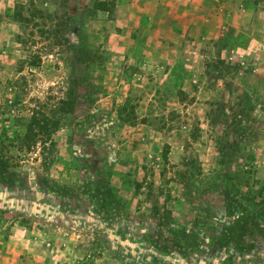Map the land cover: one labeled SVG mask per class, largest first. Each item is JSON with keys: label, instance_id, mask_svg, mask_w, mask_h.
I'll return each instance as SVG.
<instances>
[{"label": "rangeland", "instance_id": "obj_1", "mask_svg": "<svg viewBox=\"0 0 264 264\" xmlns=\"http://www.w3.org/2000/svg\"><path fill=\"white\" fill-rule=\"evenodd\" d=\"M18 1L0 0V132L40 104L73 106L51 134L48 173L38 154L0 191V264H264V229L250 223L253 203L264 205L262 4L37 0L72 29L29 68L20 61L45 42L16 41ZM38 173L72 197L38 192ZM109 180L121 190L99 211L97 181ZM226 193L244 200L236 220ZM226 219L243 242L208 246Z\"/></svg>", "mask_w": 264, "mask_h": 264}, {"label": "trees", "instance_id": "obj_2", "mask_svg": "<svg viewBox=\"0 0 264 264\" xmlns=\"http://www.w3.org/2000/svg\"><path fill=\"white\" fill-rule=\"evenodd\" d=\"M254 2L262 4L264 7V0H254ZM93 4H97V6L103 8L108 7L107 3L103 1H94ZM52 6V3L49 5H38L37 0L18 1L15 4L12 15L20 24L21 29L16 35V41L21 45L23 44L25 50L29 47L26 45L27 41L35 36H37L42 42H45V45L34 47L35 49L28 51L27 59L20 61V63H22L20 67L23 66V63H26L29 68L39 66L42 61L41 52H44L43 50H46L47 48L51 50L53 46H61L62 43L68 41L67 32L72 29V25L67 19L59 17L57 9ZM75 47L77 46L75 45ZM79 52H83V50L79 48ZM72 106V100L65 96L60 97L55 103H49L48 106L40 104L31 111L28 118L17 117V122L13 124L14 127L11 129L10 133L2 134L0 132V191H10L15 189L18 184L17 177H20V174L14 169H17L18 167L24 168L31 164L33 160L37 161L38 154L40 158L39 169L44 174L48 173L51 165L55 163L54 142L51 139V134L57 126H59L58 124L61 119L64 118L66 113L72 109ZM16 125H18V127ZM37 145L40 146L42 151L33 153ZM10 148H15V153H11ZM106 172L107 171L104 172L102 170L97 171L98 174ZM107 174L110 177L116 174V172L112 174V171H108ZM38 175L37 180L32 179L30 181V184H33L38 192L46 190L59 197H62L63 195L72 197L73 188H66L65 185L60 186L56 181H52L48 177L40 175V173H38ZM179 175L181 181H185L189 178V176H185V173H179ZM96 180L98 179L96 178ZM97 183L101 186V195L99 197L100 211L101 208L105 206L108 198H110L109 192L115 191V195H118L119 190L121 189L111 184L110 180L106 183L108 185L105 189L100 181H97ZM42 185H44V187ZM26 187L29 189L31 185H26ZM263 188L264 187H262V189ZM262 189H259V191ZM10 195L15 197L13 194ZM225 196L226 217L233 215L234 220H236L235 213L243 208L244 200L240 199L238 196L235 198L229 197L228 193H226ZM38 199H41L43 203L48 202L49 204H52L50 200H47L44 197ZM69 199L70 198L67 200ZM260 205L261 203L258 202L253 203L255 212L250 217V223L252 229L257 227L261 231L264 229V205ZM256 208H258L257 212ZM243 210H241V212ZM1 220L2 217L0 216V221ZM227 220L228 219L224 220V224L217 235L208 237V246L224 251L228 248L225 246H229L230 244L239 246L243 242L240 233L239 235L234 234V228L236 225H234L233 228V224L228 225L225 223ZM243 226L244 227L241 228V230H243L242 232L250 234L251 230L247 225ZM252 232L253 231H251V234H253ZM189 240L186 241V246L190 247ZM166 244H170V246H179L177 242H166ZM167 245L164 246L167 248ZM159 246L161 247L162 245ZM168 248L170 249L171 247Z\"/></svg>", "mask_w": 264, "mask_h": 264}]
</instances>
